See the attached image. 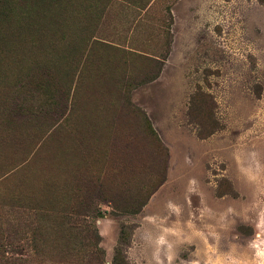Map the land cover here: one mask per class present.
I'll return each instance as SVG.
<instances>
[{
  "label": "rangeland",
  "instance_id": "374dc122",
  "mask_svg": "<svg viewBox=\"0 0 264 264\" xmlns=\"http://www.w3.org/2000/svg\"><path fill=\"white\" fill-rule=\"evenodd\" d=\"M262 213L264 0H0L5 250L256 264Z\"/></svg>",
  "mask_w": 264,
  "mask_h": 264
},
{
  "label": "trees",
  "instance_id": "16d2710c",
  "mask_svg": "<svg viewBox=\"0 0 264 264\" xmlns=\"http://www.w3.org/2000/svg\"><path fill=\"white\" fill-rule=\"evenodd\" d=\"M152 132V130H151ZM64 225H62L63 227H65L68 222H63ZM73 228L72 227H68L67 230L70 232ZM95 249H97L96 243L92 244ZM6 247V246H5ZM39 251V250H38ZM41 251H44L43 248ZM59 252H61V254H71L70 249L67 247V245H65V247L63 248V250L60 248ZM17 254V255H16ZM22 253L20 252H10L9 250H5L4 246L2 244H0V263L1 264H27L28 260L25 258H22ZM125 257H124V253L122 252L121 249H117L112 261V264H126L125 261Z\"/></svg>",
  "mask_w": 264,
  "mask_h": 264
},
{
  "label": "clouds",
  "instance_id": "9594fccd",
  "mask_svg": "<svg viewBox=\"0 0 264 264\" xmlns=\"http://www.w3.org/2000/svg\"><path fill=\"white\" fill-rule=\"evenodd\" d=\"M169 207H174L173 205H169ZM260 227L264 228V213L261 214V222H260ZM167 231V230H165ZM167 241L163 236H161L158 240L159 245H164L166 244ZM253 248L256 249L255 251V256H256V264H264V240L258 241L257 243L252 245ZM157 264H163V261L159 260V256L157 255ZM169 261H171L172 257H168ZM209 264H220V261H209ZM233 264H236L234 261Z\"/></svg>",
  "mask_w": 264,
  "mask_h": 264
}]
</instances>
